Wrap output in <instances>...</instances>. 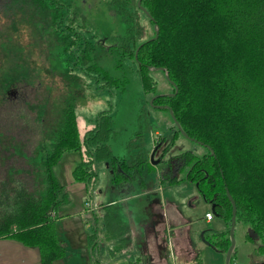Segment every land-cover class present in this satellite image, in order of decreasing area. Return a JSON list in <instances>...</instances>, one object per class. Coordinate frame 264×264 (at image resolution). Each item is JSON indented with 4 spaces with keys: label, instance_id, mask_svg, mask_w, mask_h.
<instances>
[{
    "label": "rangeland",
    "instance_id": "1",
    "mask_svg": "<svg viewBox=\"0 0 264 264\" xmlns=\"http://www.w3.org/2000/svg\"><path fill=\"white\" fill-rule=\"evenodd\" d=\"M140 21L144 31L137 43L153 34L145 14ZM128 27L112 0H0V163L7 162L4 166L0 164V174L32 175L43 180L44 159L57 138L66 108L74 106L82 135L93 125L95 117L109 109L107 112L113 116L109 143L114 154L132 153L134 148L127 143L137 136V130H142L144 134L135 144L144 141L151 153L155 151L154 159L123 184L113 181L110 159H98L96 180L84 184L86 188L74 190L75 183L81 182L74 180L71 184L72 168L79 153L64 152L53 171L70 197L67 214H77L83 222L82 228L90 233L92 224L96 225L95 215L97 219L101 215L97 208L95 213L86 211V203L100 206L115 197L121 198L125 220L130 223L133 205V224H136V218L152 216L153 202L161 201L165 195L167 200L176 199L183 215L195 222L190 229L192 240L197 246L203 245L206 239L203 230H224L227 222L214 212L212 203L205 199L195 182L171 185L160 178L168 170H174L177 177L186 176L187 166L175 167L170 161L187 149L202 155L207 147L181 131L175 134L169 109L152 103L156 95L172 93L174 85L163 69L151 67L157 84L154 90H144L135 57L123 53L119 47ZM103 70L119 78L118 83L100 77ZM28 182L36 184L32 180ZM128 195L134 197V202L125 198ZM142 199L144 202L140 204ZM79 210L86 213L79 214ZM207 210L214 217L211 223L204 220ZM100 223L105 225L99 220L96 226ZM58 231L61 232V225ZM247 233L251 235L249 240L245 238ZM98 234L101 235V228ZM127 234L125 247L130 244L121 254L106 249L108 242L104 238L91 246V250L97 257L133 255L137 262L132 242L140 253L145 250L144 242L135 232ZM234 239L233 262L264 264V254L255 250L261 238L250 224L238 221ZM70 246L72 243L67 245L68 251ZM201 251L204 264H226V254L215 246L208 244ZM70 255L78 264H86V254L82 251H70ZM170 255L173 257L172 249Z\"/></svg>",
    "mask_w": 264,
    "mask_h": 264
},
{
    "label": "trees",
    "instance_id": "2",
    "mask_svg": "<svg viewBox=\"0 0 264 264\" xmlns=\"http://www.w3.org/2000/svg\"><path fill=\"white\" fill-rule=\"evenodd\" d=\"M112 2L129 23L119 47L135 57L144 90H154L157 84L151 67L168 73L178 90L172 95H156L153 103L168 104L188 136L210 146L202 155L187 150L170 161V165L188 166L181 179L170 170L176 173L170 182H195L201 194L215 204L214 212L228 224L225 230L206 229L209 235L204 234L205 241L224 254L231 244L233 204L228 187L237 204V222L252 226L261 238L256 251L264 254V0H142L150 15L138 0ZM142 14L148 17L153 34L137 43L144 31ZM155 25L159 29L157 37ZM99 76L110 83L119 81L106 70ZM103 112L82 135L74 106L64 111L57 138L44 159L49 178L45 205L57 208L67 200L66 192L60 196L63 184L53 171L64 152L79 153L72 176L83 182L96 180L98 159H110L116 184H123L150 163L151 151L145 142L135 144L144 134L142 130L127 143L135 149L134 155L119 157L112 153L109 138L113 116ZM172 127L175 134L181 131L175 121ZM15 222L22 227L12 228ZM245 236L251 239L249 233ZM0 237L37 246L43 264H53L64 253L56 226L48 222L46 213L1 219ZM235 251L234 247L231 259ZM202 260V252L197 251L193 264H204Z\"/></svg>",
    "mask_w": 264,
    "mask_h": 264
},
{
    "label": "crops",
    "instance_id": "3",
    "mask_svg": "<svg viewBox=\"0 0 264 264\" xmlns=\"http://www.w3.org/2000/svg\"><path fill=\"white\" fill-rule=\"evenodd\" d=\"M154 140L156 139L154 138ZM111 151L114 154L112 148ZM133 152L134 151L129 154L114 155L119 157H130L134 155ZM0 164L4 166L7 165V162L3 161ZM175 167H177V165H175ZM175 174L171 171H167L164 177L160 178V180L161 182L167 181L168 184L171 185L182 181H191L183 179L172 183L170 182V177ZM111 175H113L112 171ZM184 177L185 176H178L180 179ZM28 180L35 181L36 184L30 185ZM73 182L74 179L72 176L71 184ZM75 184L74 190L77 188H86V185L84 184H87V182L81 181ZM48 185L49 178L47 174L44 175L43 180H36L32 175L26 177L21 174L8 175L6 172L3 175L0 174V220L9 215H15V217L20 215L22 217L37 212L46 213L48 215V222L51 220L56 226V235L64 250L61 258L57 259L53 264H78L75 259H71L70 251H82L86 254V264H100V262L101 264H116V262L120 260H122L121 264H134L135 261L133 260V255H130L127 258L123 255L111 258L105 256L97 257L93 250H91V246L96 244L98 240L104 238L108 242L105 245L106 249L112 254H116L117 252L115 251H120L119 253L121 254V252L130 244L129 243L125 247V243L129 238L127 233L130 231L135 232L138 235V238L143 240L145 246V250L140 253V251L135 248L134 241L132 242V246L134 247L133 253L138 256V261L135 262V264H193L194 254H196L197 251L202 252L201 250H204L206 246H208L207 241L200 246H197V244L193 242L190 229L195 222L190 221L183 215L179 210V205L175 201L176 199L173 200L174 198L167 200L166 196L163 195L164 197H162L161 201L153 202L155 206L152 208V216L146 219L138 217L136 218V224H133L134 206H130V223H128L125 220V213L121 206L122 199L115 197L113 200L108 201L107 204H100V206L96 207L98 211L100 210L99 214L101 215L99 219H97V216L95 215L94 218L97 220L96 225L99 224V220L104 221L105 225L100 223V226L98 225V227L92 224L93 227L89 233V230H84V228H82L83 222L77 214H67L68 212H66V208L70 202L68 194L67 200L62 202V205L57 208H53V205L50 207L49 205L44 204V197L48 192ZM65 192L63 184L60 196ZM125 198H127L129 202H134V197H132V195H128ZM143 200L144 199L140 201V204L144 202ZM96 208L88 209V207H85V210L95 213L97 211ZM86 211L79 210L78 212L80 214L86 213ZM207 212H210V210L205 212L204 220L211 223L214 217L208 220L206 218ZM60 213L64 214L61 215ZM199 223H202V221ZM60 225L61 232L59 233L58 228ZM21 227V224L18 222L13 223L12 225V228L19 229ZM99 228H101L100 236L98 234ZM208 233L209 231L205 232V230H203V235L205 234L207 236L209 235ZM70 243H72V246H70L68 251L67 245ZM166 247H168V251H166ZM171 249L173 251V257L170 255ZM233 258L234 257H232L230 264H243L236 260L233 262ZM202 262L204 263L203 260ZM0 264L43 263L37 246H28L11 237H0ZM222 264L225 263L223 262Z\"/></svg>",
    "mask_w": 264,
    "mask_h": 264
},
{
    "label": "water",
    "instance_id": "4",
    "mask_svg": "<svg viewBox=\"0 0 264 264\" xmlns=\"http://www.w3.org/2000/svg\"><path fill=\"white\" fill-rule=\"evenodd\" d=\"M141 1H142V0H138V5H139L140 7H142V9H143L146 13H148V11L142 6ZM148 14H149V13H148ZM149 15H150V14H149ZM155 29H156V35H155V37H157V35H158V31H159L157 25H155ZM137 52H138V49L136 50V55H137ZM167 77L170 78V76L168 75V73H167ZM170 81H171V83H172V84L174 85V87H175V91L172 92V93H170V95H172V94H175V93L177 92L178 87H177L176 83H175L173 80H170ZM152 103H153V99H152ZM153 104H154V103H153ZM154 105H155V106H158V107H161V108H168L169 111H170V113H171L172 116H173V119H174V121H175L177 127L181 130V132H183L185 135L188 136V134L182 129V127H181L179 121L177 120V118H176V116H175V114H174L172 108H171L168 104H154ZM198 142H199V141H198ZM200 143H202V142H200ZM202 144H203V143H202ZM205 146L208 147V148H210V146H209L208 144H206ZM211 152L214 153V150L211 149ZM154 155H155V151H153L152 153H150V158H151L152 160L154 159ZM226 191H227V194H228V196H229V198H230V200L232 201V204H233V208H232V217H231V222H230V231H229V235H230V237H231V244H230V246H229V248H228V250H227V253H226V264H230V260H231L232 252H233V249H234V247H235L234 229H235V225H236V223H237V204H236V201L234 200V198H233L231 192L229 191L228 187H226ZM202 195H203V194H202ZM203 196H204V195H203ZM205 199H206V198H205ZM206 200H207V199H206ZM207 201H208V200H207ZM211 203H212V202H211ZM214 207H215V204L212 203V208H213V210H214Z\"/></svg>",
    "mask_w": 264,
    "mask_h": 264
},
{
    "label": "built area",
    "instance_id": "5",
    "mask_svg": "<svg viewBox=\"0 0 264 264\" xmlns=\"http://www.w3.org/2000/svg\"><path fill=\"white\" fill-rule=\"evenodd\" d=\"M86 206L88 207V209H92V208L98 207L99 205H97L96 203L91 204L90 202H88V203H86ZM206 218L208 220L212 219L213 218V214L211 212H207L206 213Z\"/></svg>",
    "mask_w": 264,
    "mask_h": 264
}]
</instances>
